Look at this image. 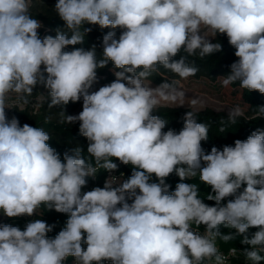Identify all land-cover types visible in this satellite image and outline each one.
Here are the masks:
<instances>
[{"label": "clouds", "instance_id": "clouds-1", "mask_svg": "<svg viewBox=\"0 0 264 264\" xmlns=\"http://www.w3.org/2000/svg\"><path fill=\"white\" fill-rule=\"evenodd\" d=\"M31 7L32 0H0V210L10 218L32 216L43 205L69 218L54 238L47 237L53 226L40 219L23 231L0 225V264H63L68 257L75 264H225L216 240L228 242L237 235L251 246L243 252L246 259L260 264L264 130L206 154L201 142L209 128L197 122L194 111L185 113L179 133L163 131L166 120L153 112L200 103L187 98L181 85L198 68L185 56L173 57L182 50L200 59L222 51L221 43L212 42L218 34H226L238 57L230 73L220 77L222 86L239 82L242 89L264 94V0H58L55 10L68 31L58 29L55 37L43 39ZM85 24L122 29L118 39L114 31L103 36L99 60L95 45L63 51L84 42L92 30ZM109 61L120 69L116 79L89 92L97 69ZM161 67L180 79L152 87L149 78ZM38 84L48 90L49 108L82 98V111L66 115L62 110L61 123L79 122L96 166L79 145L62 161L43 128L7 118L8 94L27 102ZM243 115L236 107L228 120L235 123ZM262 117L264 106H259L253 119ZM112 158L133 166L131 176H109L102 188L81 195L86 178H95L100 169H117ZM173 172L181 182L170 192L165 178ZM153 174L158 182H151ZM197 174L211 186L214 195L207 199L215 206L199 198L196 184L183 182ZM227 197L234 199L221 206ZM193 225L205 226L204 234ZM221 225L235 233L222 234ZM250 228L258 230L250 236ZM235 253L232 248L229 255Z\"/></svg>", "mask_w": 264, "mask_h": 264}, {"label": "trees", "instance_id": "trees-1", "mask_svg": "<svg viewBox=\"0 0 264 264\" xmlns=\"http://www.w3.org/2000/svg\"><path fill=\"white\" fill-rule=\"evenodd\" d=\"M58 0H32V7L30 9V14L32 18L37 19L41 23V27L37 30L39 37L43 39L45 36L51 35L56 36L57 30L67 32L64 22L60 19L58 13L55 10V5ZM83 27L91 28L92 30L85 35L84 42L82 44H77L75 46L69 45L63 51H72L74 48H84L89 50L95 45L97 59H101L103 56V45L102 39L105 34L109 31H114L116 33V38L122 32V29L116 28H103L101 29L98 25L85 24ZM69 37L71 33L68 32ZM213 43L219 42L222 44V51L216 52L211 56H207L204 59H200L198 55L189 56L187 53L181 51L177 56L173 57L174 60H179L181 56L186 57V62L198 68V72L195 76L190 78L201 79L205 78L212 82L218 80L221 76H227L230 73V65L238 60L235 56L236 49L231 46L228 42L226 34H218L215 39L212 40ZM43 69V65L41 66ZM115 71H120L116 69L111 61L108 62L107 66L104 68L97 69V81L89 89V92L99 89L101 86L109 85L113 82L116 77L114 75ZM139 71V70H138ZM46 75V74H45ZM130 75V74H129ZM173 79H180L174 73L163 69H159L158 73H154L149 80L153 83L159 85L164 82V80L171 81ZM231 86L239 91L243 101L247 105L244 115L237 117L235 123H231L228 120V114L223 111H215L212 108H204L200 110H194L189 107H160L157 111L153 112V115H160L166 120V126L163 131H168L169 129L175 130L177 133L183 128L184 120L183 117L186 112L194 111L196 113V119L198 123H204L208 125L209 134L206 141L201 142V147L204 149L205 153H209L212 147H216L219 150H223L224 146H235L234 142L239 140H246L252 132L257 129L264 130V117L255 118L258 112L259 106H264V94L258 91L249 92L246 89L239 87V82L231 84ZM41 94L44 96V100L41 101ZM8 95L15 96L19 99L20 104H16L11 107L7 118L10 120L12 117H16L20 125L28 124L33 127L43 128L49 133L51 139L48 141L49 145L56 149L60 154V158L63 161V154L65 152L71 153V149L79 145L83 150V155L85 159L95 165V160L87 153L88 140L79 133V122L73 124L61 123L60 112L63 110L66 115H72L74 110L78 107L80 101L75 103L69 102L64 106H56L49 108L48 104L50 98H48V90L42 85L38 84L33 89V94L27 97V102L24 98L18 96L15 93H10ZM22 109V111H21ZM224 129L222 132L221 129ZM118 159L112 158V162L117 164ZM203 166V163H202ZM120 171L124 172L123 180L128 179L133 171V166L122 164L119 168ZM107 172L104 169H100L95 176V183L91 190L95 187H103ZM88 180V178H86ZM151 182H158L153 174ZM180 178L173 172L168 177L165 178V183L170 185L169 191H174L177 183H180ZM185 183H194L197 185L199 198L209 205L215 206L214 200H208L207 196L212 193L211 186L204 184L199 179V174L189 180L183 181ZM246 185H242L241 191ZM83 189H81V195H83ZM234 199V197H227L221 201V206L227 204L228 200ZM131 203V201H129ZM3 213V211L1 212ZM1 215V214H0ZM3 215V214H2ZM3 220L2 225H11L13 227H18L20 230H25L26 225L29 222L35 221L37 219L45 221L48 225L53 226L52 231L47 233L48 238H54L61 230L66 227V221L69 218V214L58 213L54 209L47 210L45 206L41 205L40 208L36 210V213L32 216H19V217H7ZM196 226V225H195ZM200 227H205L200 225ZM257 228H250L249 235L257 231ZM220 231L222 234H234L235 229L225 228L223 225L220 226ZM86 238V233L84 234ZM242 237L236 236L234 240L225 242L220 238H217L218 243L224 249L234 247L237 249V256L228 264H253L252 261L246 259L243 252L245 249L251 250L250 245H244L241 243ZM83 248H86V244H82ZM264 255V253H261ZM73 258V257H70ZM204 264H207L204 262ZM260 264H264V260L260 261Z\"/></svg>", "mask_w": 264, "mask_h": 264}, {"label": "rangeland", "instance_id": "rangeland-1", "mask_svg": "<svg viewBox=\"0 0 264 264\" xmlns=\"http://www.w3.org/2000/svg\"><path fill=\"white\" fill-rule=\"evenodd\" d=\"M150 82L152 87L157 86V84L153 83L152 81ZM146 83H148V81H146ZM181 85L183 86V90L186 92L187 98L195 97L199 99L200 103L195 108H192L194 110L212 108L215 111H223L229 113L231 109L236 107H239L243 112H245V110L247 109V105L243 101L240 92L236 91V89H234L231 85H229L227 88L223 87L220 78L212 82L205 78L194 79L189 77L186 80H181ZM6 103L10 107L6 109L10 110L12 106L16 105L17 103H20V101L17 97L8 95ZM82 105L83 100L74 110L72 115H78L82 111ZM181 107L189 106L186 103L184 106ZM1 212L2 210H0L1 216L5 217L6 215ZM2 224L3 222L0 221V225Z\"/></svg>", "mask_w": 264, "mask_h": 264}, {"label": "built area", "instance_id": "built-area-1", "mask_svg": "<svg viewBox=\"0 0 264 264\" xmlns=\"http://www.w3.org/2000/svg\"><path fill=\"white\" fill-rule=\"evenodd\" d=\"M18 105L20 104V103H17ZM5 112H6V115H8V113H9V109H6L5 110ZM122 165V163H120V161L118 160L117 161V169L115 170V171H111V172H107V177H106V179L109 177V176H115V177H117V178H120V179H123V175H124V172H122V171H120L119 170V168H120V166ZM95 181V178H91V177H88V180H87V184L84 186V189H83V194L85 193V192H87V191H91V188L94 186V182ZM23 216H25V217H27L28 215H23ZM5 219V217L4 216H1L0 215V221L1 222H3V220ZM193 230L194 231H197V232H199V233H201V234H204V232H205V227H200V226H195V225H193ZM216 245H217V247H218V249L220 250V253H222L225 257H227V259H226V261H225V264H228V263H230L236 256H237V249H236V253H235V255H229V253H230V250L232 249V248H234V247H231V248H228V249H224V248H222L221 246H220V244L218 243V241L216 240ZM86 249V248H85ZM207 264H210V262H208V261H205ZM63 264H75V259L74 258H70V257H68L64 262H63ZM102 264H111V262L110 261H103L102 262Z\"/></svg>", "mask_w": 264, "mask_h": 264}]
</instances>
